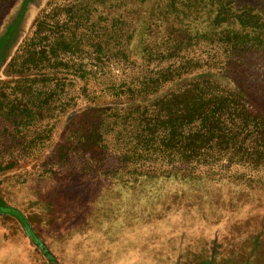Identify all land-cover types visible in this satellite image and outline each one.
<instances>
[{"label":"rangeland","instance_id":"374dc122","mask_svg":"<svg viewBox=\"0 0 264 264\" xmlns=\"http://www.w3.org/2000/svg\"><path fill=\"white\" fill-rule=\"evenodd\" d=\"M17 2L0 0V33ZM30 2L0 63V259L84 264L117 240L120 256L152 260L178 232L189 261L230 217L264 226V0ZM45 15L54 30L38 32ZM50 42L46 67L27 68ZM162 73L180 78L131 106ZM199 81L229 104L225 138L195 156L163 148L154 102Z\"/></svg>","mask_w":264,"mask_h":264},{"label":"trees","instance_id":"16d2710c","mask_svg":"<svg viewBox=\"0 0 264 264\" xmlns=\"http://www.w3.org/2000/svg\"><path fill=\"white\" fill-rule=\"evenodd\" d=\"M30 3V0H18V2L14 4L15 6L12 5L3 11L9 13V11H11L9 9H13L12 13H9L10 19L8 18V23L4 26L3 31L0 33V63H2L4 58L7 56L2 54L3 50L10 45L12 46L14 43V34L19 30V27H21L24 14L27 12ZM173 11L174 8H171L170 10L161 12L160 14L166 15L172 13ZM35 26H37L36 30H38V32L54 30L53 26L47 21V15H45L43 19H40L38 24L36 23ZM154 30L155 27L149 29L150 32H153ZM47 39L48 37L46 35L42 37L41 41H38L37 44L42 42L45 43ZM22 44V47H26L25 43ZM154 44L155 41L149 42L148 45H146V50H153ZM52 45L53 42H50V44L48 43L49 47L47 50L45 46L39 48L38 51H35V49L32 48V51L28 53L29 55L25 59V66L29 69H41L42 67H46V65H44L45 62L51 61V51H53ZM64 45L67 47L68 43H64ZM122 55L123 56L121 57L123 60L128 59L129 55H127V53L123 52ZM170 75V73H162L160 79L157 77L153 81H148L147 79L143 81V84L138 87L139 89L137 92L132 91L130 93L131 96H135L131 97V99L130 97L128 98V101L131 102V106L137 104L141 99L154 95V92L158 91L157 85L159 80L163 82H173L174 80H178V78H180L175 77L173 80H168L171 78ZM205 82L206 81L190 83L183 86L181 89H176L173 92L158 97V99L154 102L152 114L150 115V119H148V124L152 125L151 132L149 134L150 137L159 138V142H162L161 144L163 148H170L174 150L180 147L183 150L188 149L189 151H194L195 154L191 155L195 156L199 150H202L205 146H210L211 140L214 138H217L218 140L225 138L223 134L225 131V119L222 118V116L227 113L226 109L229 104L226 102V98L222 92L215 93V91L212 90L213 88H208L202 84ZM10 107H12V105H10ZM137 107L139 108L141 106L138 105ZM235 217H239L240 219L235 222ZM235 217H230V219H234L233 224H241L245 227H254L258 225L259 221L257 222V219L263 220L262 217H248L246 215H242V217ZM230 219H228V222H230ZM218 231L222 232V230ZM198 237L199 238L194 241L197 242L202 240L203 236ZM30 241V243H28L24 239L22 247L28 250L31 245L35 246L38 252L42 255L41 251L43 249L36 243V240L30 238ZM117 245L118 242L116 240L114 251L115 255L120 257ZM209 248L210 245L208 247L206 242L202 241L198 252L195 253L191 250L189 254L191 259L189 261H198L200 259L206 261V255ZM100 249H96L94 257L91 258L90 261H95V259L105 261L111 257L113 247L110 249V252L107 250L105 255L102 251H99ZM44 253L46 254L45 251ZM122 254L126 255L124 252H122L121 255ZM42 258L46 259V261H50L47 254L46 256L43 254V257H31L28 255L20 258L13 257L9 259V261H39ZM0 263L5 264L6 260L0 259Z\"/></svg>","mask_w":264,"mask_h":264},{"label":"crops","instance_id":"0c3cea01","mask_svg":"<svg viewBox=\"0 0 264 264\" xmlns=\"http://www.w3.org/2000/svg\"><path fill=\"white\" fill-rule=\"evenodd\" d=\"M240 218L235 217V222ZM234 219H230L226 225H223L222 232L216 234L203 235L202 241H205L209 248L206 255V261H182L183 236L178 232L158 238L169 243L164 255L160 251L159 257L144 258L142 261H136L131 251V256L122 254L120 257L115 255L114 249L111 251V257L102 261H84V264H264V227L262 220L259 219L258 225L245 227L241 224H233ZM229 223V225H228ZM199 237H197L198 239ZM193 248V247H191ZM169 252V253H168ZM2 264V263H0ZM5 264H47L46 259L39 261H6ZM83 264V262H79Z\"/></svg>","mask_w":264,"mask_h":264}]
</instances>
